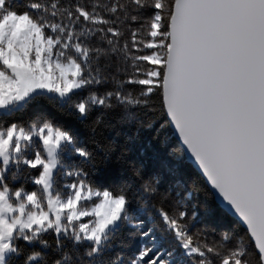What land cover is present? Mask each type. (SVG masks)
<instances>
[{"label": "snow or ice", "instance_id": "snow-or-ice-1", "mask_svg": "<svg viewBox=\"0 0 264 264\" xmlns=\"http://www.w3.org/2000/svg\"><path fill=\"white\" fill-rule=\"evenodd\" d=\"M154 96L242 235L208 243L158 184H107L113 146L72 128ZM42 101L56 116L19 118ZM141 125L164 148L160 169L179 172L167 129ZM129 228L136 252L108 255ZM0 264H264V0H0Z\"/></svg>", "mask_w": 264, "mask_h": 264}, {"label": "trees", "instance_id": "trees-1", "mask_svg": "<svg viewBox=\"0 0 264 264\" xmlns=\"http://www.w3.org/2000/svg\"><path fill=\"white\" fill-rule=\"evenodd\" d=\"M151 104L154 107L150 109L138 111L129 109L130 117L120 108L111 111L94 108L85 123L74 122L72 128L79 135V139L87 142L89 147L95 146L94 141L101 144L111 143L113 146L112 163L114 168L109 174L110 178L106 181L107 184L131 186L132 193L130 195H139L138 189L141 183L150 182L154 186L158 184L159 191L156 200L167 195L168 203L171 206L186 207L190 214V232L200 233V239L206 240L208 243L218 242L220 234L226 231L242 235L244 229L223 209L213 215L203 214L202 209L205 202L215 203V205L217 203L202 177L185 160L183 151L174 139L165 115L161 112L159 98L154 96ZM42 112L56 116L47 103L42 101L23 111L19 118L32 122L38 120ZM141 121L144 125L160 122L167 129L166 133L162 134L161 140L168 145L169 159L173 162H180L178 164L179 172H167L151 166L152 163L155 164V161L158 165V159L163 155L164 148L161 147V142L156 139V133L143 127ZM92 127L96 129L94 136L89 131ZM118 171L126 178V182L117 180ZM28 187L31 189L32 186L28 185ZM193 189L199 192V195L194 199L189 196V191ZM156 200L152 202L155 203ZM198 203L201 205V213L195 219H191V209L195 208ZM130 231V228L125 229L123 233L110 241L111 249L108 255L120 254L123 258H130L136 252L140 240L129 234ZM157 231H159V226H157ZM46 239L51 241L52 237L49 236ZM35 247L44 251L46 259L49 261L57 255L51 249H39L38 245Z\"/></svg>", "mask_w": 264, "mask_h": 264}, {"label": "water", "instance_id": "water-1", "mask_svg": "<svg viewBox=\"0 0 264 264\" xmlns=\"http://www.w3.org/2000/svg\"><path fill=\"white\" fill-rule=\"evenodd\" d=\"M165 117H166V116H165ZM166 120H167V118H166ZM169 128H170L171 131H172V135H173L174 139L177 141V143H178L179 146L181 147V149H182V151H183V154H184V156H185V160H186V161L192 166V168H193V169H194V170H195V171H196V172L202 177V179L204 180L205 184L207 185V187L209 188L210 192L212 193L213 198H214V201L217 203V205H219V207H220L221 209H223V210H224L229 216H231L233 219H235L243 229H245V225H243V224L239 221L238 217H236V216L234 215L233 212L228 211V210L224 207L223 203H221L220 198H219V197L215 194V192L211 189V186H210L209 184H207L205 178L203 177V175H202L201 171L199 170L198 166L195 164L194 160L191 159L190 156H189L188 154H186L185 149H184V146L182 145V142L179 140L178 135L175 133L174 126H172V125L169 124Z\"/></svg>", "mask_w": 264, "mask_h": 264}, {"label": "rangeland", "instance_id": "rangeland-1", "mask_svg": "<svg viewBox=\"0 0 264 264\" xmlns=\"http://www.w3.org/2000/svg\"><path fill=\"white\" fill-rule=\"evenodd\" d=\"M151 166H152V167L155 166V168H158V169L160 170V167H158V165H157V161H155V164L152 163ZM117 180H118L119 182H126V181H127L126 178L123 176V174H122L120 171H118V177H117Z\"/></svg>", "mask_w": 264, "mask_h": 264}]
</instances>
